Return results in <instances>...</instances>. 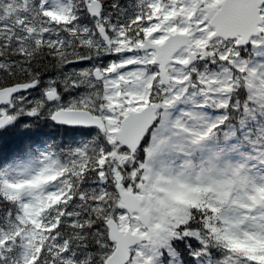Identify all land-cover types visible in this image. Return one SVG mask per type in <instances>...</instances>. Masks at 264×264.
Returning <instances> with one entry per match:
<instances>
[{
	"label": "snow or ice",
	"instance_id": "1",
	"mask_svg": "<svg viewBox=\"0 0 264 264\" xmlns=\"http://www.w3.org/2000/svg\"><path fill=\"white\" fill-rule=\"evenodd\" d=\"M0 264H264V0H0Z\"/></svg>",
	"mask_w": 264,
	"mask_h": 264
}]
</instances>
